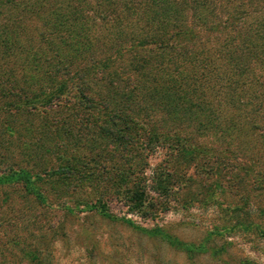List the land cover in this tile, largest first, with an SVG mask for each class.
Masks as SVG:
<instances>
[{
    "label": "rangeland",
    "instance_id": "obj_1",
    "mask_svg": "<svg viewBox=\"0 0 264 264\" xmlns=\"http://www.w3.org/2000/svg\"><path fill=\"white\" fill-rule=\"evenodd\" d=\"M163 23L194 34L137 49L144 99L111 104L91 78L79 98L71 74ZM189 139L230 164L197 174L181 158L195 156ZM250 158L264 175V0H0V264H188L175 241L201 249L195 264H264ZM159 172L194 181L165 195ZM135 185L141 208L124 197Z\"/></svg>",
    "mask_w": 264,
    "mask_h": 264
},
{
    "label": "trees",
    "instance_id": "obj_2",
    "mask_svg": "<svg viewBox=\"0 0 264 264\" xmlns=\"http://www.w3.org/2000/svg\"><path fill=\"white\" fill-rule=\"evenodd\" d=\"M162 25L159 27L160 29H163L162 37L157 35V37H158L157 38L156 36L151 35V36H149L148 39H145L143 42L137 41L136 43H134L132 41V42H130V44L125 43L126 41L123 40L120 43H118V47L115 49V52H114L115 55L114 56L100 58L94 64H90L89 68L86 71L85 70H79V72L77 71V72L71 74L70 76L71 77L73 76V77L71 78V81H69V82H71V84H73V85H74V83H72L73 80H74V82H77V85L75 87V92L79 93V98L85 97L84 95H81L80 90H79V86L81 84H85V83L88 84L90 82V78H91L94 81H96V83L97 82H101V83L104 82L103 84H105V87L108 86V88H109L108 101L111 104H113V103L117 104L116 103L117 101L114 98H116V97L118 98L119 95H121V94L125 100H128L131 103L139 101V97H140L139 94L141 95V98L144 99L145 97H143L142 91L138 92V95H135V93H134L136 91L135 82L137 80H139L138 76H136V75L134 76V74L142 75L141 73L144 72L145 67L148 65V62H145L146 60H144V59H138L137 58L138 57V55L136 54L137 49L141 48L143 46H145L147 48H152L150 45H153V48L160 49L161 51H164V50L166 51L167 47H165V49L163 48V46L161 45L162 41H167L168 45H172L174 40L178 41V40L184 39V41L186 43H188L190 40V37H193V34H194L189 29V27L186 25H176V26L172 25L170 27H168L169 26L168 23H163ZM168 28H170V29H168ZM204 29L207 30L206 27H204L203 30ZM158 42H160V43H158ZM125 55H127V57L129 55H131L130 58H132V61L127 65L125 63L124 65L121 66L122 61H124V59H126ZM140 65L143 67L138 69V67ZM121 75H123V77H125L124 82L126 84L124 83V86L128 87V85H130V84L133 85V86H130L132 88L131 90H128V89L126 90L123 87V91H120L121 88L117 86L118 83H116V82L119 81L120 86H121V84L123 83V77H121ZM133 78H135L136 80ZM118 79H121V80H118ZM175 79L176 78H172V80H175ZM62 87H64V86H61L58 88V90H60V92H61V90H63ZM117 89H119V91ZM127 91L130 92V96L126 95ZM76 98H78V97H76ZM131 98H134V100H131ZM141 98H140V101L142 100ZM103 107L106 108V105H103ZM175 109H178V108H175ZM173 114H175L176 118H178V116H179L178 112L173 113ZM182 117H183V114L180 115V118H182ZM228 123H230V120L228 121ZM220 126H221V124H219L218 131L220 130V133H223L224 130L221 131ZM229 126L230 125H224L225 128H228ZM106 130H107V128H106ZM108 131H109V134H111V135L112 134L113 135L114 134L119 135V132L116 129L113 130V129L108 128ZM185 135H186V132H185ZM156 137L158 138V140L166 141V138L164 137V135L160 131L159 132L157 131ZM177 139L178 138H176V140ZM178 141L180 143L179 139H178ZM182 141H184L183 142L184 144H186V142H187L186 139L185 140L181 139V142ZM190 145L193 148L192 152L195 153V156L194 157H188L185 154V156L181 157V158H183V163H186L189 166H192V168H194V170H198L197 174L200 173V175H201V173H203L202 175H205L207 173H210V174L216 175L217 173L221 172V170L223 168H226L227 165L230 164V163H227V165H226L225 159H224L226 157H224V155H222L221 153L216 152L215 149L212 147H209V149H207L204 146L197 145L195 142H191V140H190ZM182 148H181V150H182ZM226 152L228 153L227 150H226ZM219 155L222 157L219 158ZM247 161H248V164L254 163L257 166L255 168L256 172H253V176H254V180H255L254 182L256 183V185L260 186V189H263L264 188V175H263V173H261L257 170L259 168L258 163H260V162L256 159H252V158H250ZM220 166H222V167H220ZM70 167H71V169H73L77 173L80 172V170L76 166L70 164ZM233 168L235 169V167H231L230 169L232 170ZM231 170H229L230 172H232L231 176L235 180H237V178L239 177L240 171H242L243 169H239L238 170L239 173L236 172L235 174H234V171H231ZM260 170H262V169H260ZM157 174H159V176L157 178H155V181H154V183H156V186L158 188L157 191L159 193H163L165 195H168L169 192L173 191V185H176L180 180H182V177L184 176L183 174L180 175V174L171 173V172H168V173L159 172ZM177 175H179V177ZM184 178L189 183V186L194 181L191 176H188V177L184 176ZM240 183H242V181H240ZM221 188H223V187H221ZM203 190H205V192L202 193L203 198L208 196V198H209V199H207L208 201H212L210 199H213L214 203L218 201V198L216 196H219V195L215 190H213L211 188L209 190H207L206 188ZM124 191H125L124 197L126 198V200L130 201V204L133 207L141 208L143 206L144 197H145L146 192L143 189V187H141V185H135L132 188L126 187L124 189ZM188 192H191V191H188ZM223 192H224V189H222V190L220 189L219 193H223ZM239 201H241V203H242L241 206L248 204V200H246L245 197H241ZM93 208H98V207L95 206ZM236 208H239V207H236ZM100 210L102 212H104L106 210V207L104 206V204L101 205ZM162 231L163 230H156V234L162 233ZM175 243H176V246L175 245H173V246L176 249H180L182 251H185V253H183V254L186 258V262L188 264H195L196 256L198 253L197 251H199L201 249L200 248L199 249L194 248V247H187L186 245H184L183 243H181L179 241H175Z\"/></svg>",
    "mask_w": 264,
    "mask_h": 264
}]
</instances>
